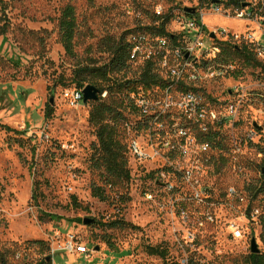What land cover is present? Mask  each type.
<instances>
[{"label":"rangeland","instance_id":"rangeland-1","mask_svg":"<svg viewBox=\"0 0 264 264\" xmlns=\"http://www.w3.org/2000/svg\"><path fill=\"white\" fill-rule=\"evenodd\" d=\"M196 3L0 0V123L11 129L0 127V247L44 241L51 248L58 233L73 232L94 250L89 261L74 257L75 264H247L254 239L264 255L262 67L234 59L236 71L225 77L199 72L196 89L206 107L228 117L223 127L211 126L218 136L210 147L201 144L199 131L181 135V89H172L175 106L163 132L147 125L131 98L116 96L124 103L120 139L131 173L126 185H109L98 168L99 141L89 121L94 102L76 104L67 97L77 89L72 81L79 68L109 63V39L152 26L160 8L170 21L167 31L179 35L184 9ZM69 5L78 23L72 56L59 35ZM205 23L253 40L260 35L244 21L212 15ZM140 71L138 63L130 64L112 79H137ZM110 95L100 92L99 100ZM230 106L237 113L229 118ZM133 144L152 157L137 158ZM96 188L106 200L94 195ZM85 219L93 222L85 225ZM154 249L163 254L153 256ZM40 252L33 247L30 259ZM53 264H70L69 258L56 256Z\"/></svg>","mask_w":264,"mask_h":264},{"label":"built area","instance_id":"built-area-1","mask_svg":"<svg viewBox=\"0 0 264 264\" xmlns=\"http://www.w3.org/2000/svg\"><path fill=\"white\" fill-rule=\"evenodd\" d=\"M196 1V4L186 7L195 9L194 14L183 11L185 16L178 21L181 30L179 35L169 33L172 35L170 37L138 30L131 31L126 38L131 52L129 65L138 63L141 68L149 62L154 63L155 66L159 65L161 71L157 69V72L163 80L158 86L147 90L141 88L138 93L132 94L130 98L133 108L147 125H155L163 132L165 116L175 106L171 99L172 89H181L182 102H178L176 106L181 112L180 117L186 122V125L182 122L183 125L178 127L181 135L185 137L188 136L185 130L189 128L200 133H210L211 126L221 128L226 123L228 117H220L216 112L209 111L204 97L196 89L201 80L200 71L204 75L211 74L213 77H225L236 71L233 63L222 61L224 48L248 45L257 61L264 65V0ZM163 14L162 8L156 12V15L163 17L164 20L165 14ZM212 15L244 21L249 24L248 27L253 24L259 29V38L253 40L232 33L228 29H212L205 23V18ZM185 87L196 90H182ZM83 91L84 89H76L73 93L67 92V97L71 96L76 104L82 103ZM235 91L239 92V89ZM228 111L229 118L237 113L234 106H230ZM250 139L254 140L255 137ZM184 145L182 141L179 147ZM131 149L139 159L152 157V153H148L138 144H133ZM151 151L156 153L154 147ZM259 213L256 211V214ZM93 251L90 241H86V238L79 233H58L51 244L53 259L59 255H66L83 256L89 261ZM21 258L22 254L16 257L17 260ZM181 264L189 263L184 260Z\"/></svg>","mask_w":264,"mask_h":264},{"label":"trees","instance_id":"trees-1","mask_svg":"<svg viewBox=\"0 0 264 264\" xmlns=\"http://www.w3.org/2000/svg\"><path fill=\"white\" fill-rule=\"evenodd\" d=\"M154 24L145 27L144 30L153 34L162 36H172L167 31L169 20H163V17L154 16ZM78 23L76 18L75 8L71 5L64 8L62 15L59 19L60 42L67 53V55H74L75 52V39L77 36ZM131 32V31H130ZM129 32V33H130ZM125 34L122 39L111 38L108 40L106 46L110 52V61L108 64L97 66H83L79 68L74 75L73 83L76 84L77 89H85L87 86L92 85L98 88L103 96L107 90H110L108 99L101 98V100L92 104L90 112V124L96 129L97 138L99 141L100 158L97 160L98 168L104 170L110 181L109 185H126L131 181V173L128 169V160L126 157L127 146L120 139L121 137V121L123 120V107L124 103L116 96H126L130 99L132 94H136L139 90L150 89L153 86H158L163 83V80L154 63L149 62L141 68L140 76L137 79L120 82L112 79V75L124 71L129 67L130 61V48L126 41L128 34ZM5 34V33H3ZM238 59L243 62L247 67H262L261 64L254 56L253 51L248 45L241 47L230 48L227 46L223 50L222 61L229 63L231 60ZM106 85H109L106 88ZM182 90H196L192 87H185ZM0 127L11 131L7 126L0 123ZM202 145H213L218 133H200L199 134ZM264 172V168L262 169ZM264 175V174H263ZM264 178V176H263ZM94 195L102 200L106 197L98 188L95 189ZM261 192H264V187ZM118 223H114L116 226ZM13 246V245H12ZM0 247V264H53V257L51 256L50 245L44 241L28 242L19 247ZM33 247H40L41 256L37 260H32L29 257L28 251ZM22 254V258L17 260L16 257ZM163 254L159 249L152 251L153 256H160ZM247 264H264V255L251 254Z\"/></svg>","mask_w":264,"mask_h":264},{"label":"water","instance_id":"water-1","mask_svg":"<svg viewBox=\"0 0 264 264\" xmlns=\"http://www.w3.org/2000/svg\"><path fill=\"white\" fill-rule=\"evenodd\" d=\"M185 13L188 14H194L195 13V9L192 8H185L184 9ZM212 37H214V35H212ZM83 95H84V100L83 102L86 104L88 102H97L100 99V90L98 88H96L95 86L89 85L87 86L84 91H83ZM54 103V93L53 96L51 98V104ZM264 174V172H263ZM93 222V220L90 219H85L84 220V224L85 225H89ZM252 254H260V249L258 247V243L256 241V239H254L252 241Z\"/></svg>","mask_w":264,"mask_h":264},{"label":"crops","instance_id":"crops-1","mask_svg":"<svg viewBox=\"0 0 264 264\" xmlns=\"http://www.w3.org/2000/svg\"><path fill=\"white\" fill-rule=\"evenodd\" d=\"M62 256H64V255H62ZM75 258H76V260H79V259H83V260H86V258L85 257H83V256H74ZM74 257H70V256H67V258H69V263L70 264H75V263H77V261H73V258ZM88 261V260H87Z\"/></svg>","mask_w":264,"mask_h":264}]
</instances>
